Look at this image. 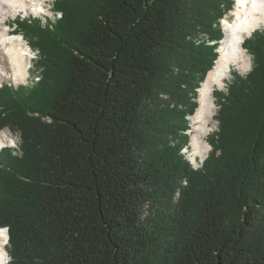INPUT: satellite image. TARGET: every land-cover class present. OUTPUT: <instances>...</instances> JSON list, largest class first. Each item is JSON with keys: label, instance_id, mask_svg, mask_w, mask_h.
I'll return each mask as SVG.
<instances>
[{"label": "trees", "instance_id": "1", "mask_svg": "<svg viewBox=\"0 0 264 264\" xmlns=\"http://www.w3.org/2000/svg\"><path fill=\"white\" fill-rule=\"evenodd\" d=\"M53 5L14 22L38 80L0 86V130L19 135L0 152L7 264H264V30L242 44L249 72L215 91L194 169L189 117L234 0Z\"/></svg>", "mask_w": 264, "mask_h": 264}, {"label": "bare ground", "instance_id": "2", "mask_svg": "<svg viewBox=\"0 0 264 264\" xmlns=\"http://www.w3.org/2000/svg\"><path fill=\"white\" fill-rule=\"evenodd\" d=\"M46 4V0H0V53L7 56L16 81H25L28 78L31 52L22 37L9 32L8 17L16 16L22 11L47 12ZM231 15L232 20L226 21L224 27L225 36L218 49L219 56L199 88L198 105L190 118L189 146L193 160L202 157L206 152L208 146L204 142V136L215 129V89L223 88L232 77V72L243 74L250 67V59L242 44L246 36L264 27V0H234ZM2 75H7V72L0 62V77ZM5 144L6 136H0V149ZM5 236L8 240L7 232L0 235V264H7L8 259Z\"/></svg>", "mask_w": 264, "mask_h": 264}, {"label": "rangeland", "instance_id": "3", "mask_svg": "<svg viewBox=\"0 0 264 264\" xmlns=\"http://www.w3.org/2000/svg\"><path fill=\"white\" fill-rule=\"evenodd\" d=\"M54 1L55 0H50L49 2H46L47 4L45 6V9L47 10V12H44L43 10H40L38 13H34V12H27L26 13V12L22 11V12L18 13L16 16H9L8 17L7 25H8L9 32L12 35H18V36H20V37H22L24 39L25 43L27 44V46H28V48H29V50L31 52L30 53L31 61L28 64V67H29V76H28V78L25 81H16V80H14V78L12 76L7 56L5 54H3V53H0V62L2 63L3 68L7 72V75H2L0 77V86L2 84H5V83H7L8 85H13V86L27 85L32 79H34L35 81L38 80L37 76H39V75L37 74V71L35 70V67H34V62L37 59V53L38 52L30 47L29 40L26 39V37H23V35L21 33L17 32V31H14V26H15L14 22H15L16 18H18V17H22L23 18V17L31 16L32 18L41 19L44 24L47 23L48 21H50V19H53V15H54V12H53L54 5H53V3H54ZM232 9H231V11H232ZM231 11H229V13L223 19H221V26H222L223 30H224L226 21H231L232 18H233V16L231 15ZM261 30H264L263 26L260 27V29L258 28V31H261ZM224 36H225V31H224ZM248 37H250V35L246 36L245 38H248ZM161 51H162V54H163L162 56L165 58L166 57V45L162 48ZM246 54L248 55V57L250 59V67H251V56L247 52H246ZM250 67L243 74H239L237 72L236 73L232 72V77L229 80H227V82L225 83L224 87L221 88V89L216 88L215 91H225L226 85L229 84L231 80H233L236 76H240V77L245 76L249 72ZM200 86H201V84H200ZM198 93H199V89H198ZM160 98L165 99L164 95H162V94H160ZM213 98H214V104H215V113H214V116H215L216 110H217L215 94H213ZM197 99H198V96H197ZM197 99H196V102H197ZM162 103H163V105H166V101H164ZM148 107L149 108H147L148 109L147 113H152L153 112V107L151 105H149ZM190 118H191V116L189 117V127H190V129L187 132L188 135H189V140H190V130H191ZM216 130H217V123L215 125V129L212 132H210L209 134L204 136V142L207 144L208 147H207L206 152L202 155V157H197L196 160L192 159L191 150H190V146H189L190 145L189 141H188L187 147H185L182 150V152L185 154L186 158L188 159L189 163L191 164V166L194 169L200 168V166L203 163L204 159L207 157L209 151L211 150V147H210V145H209L207 140ZM0 136H6L5 147L1 148L0 152L4 148H11L12 150H14V153H15L17 151V149H18V144H19L18 132H14L12 130H9V129L5 128V129L0 130ZM1 229H7V228H1ZM7 244H8V242H7ZM7 244H6V253H7V246H8ZM7 258H8L7 259V263H8V261H9L8 254H7Z\"/></svg>", "mask_w": 264, "mask_h": 264}, {"label": "snow or ice", "instance_id": "4", "mask_svg": "<svg viewBox=\"0 0 264 264\" xmlns=\"http://www.w3.org/2000/svg\"><path fill=\"white\" fill-rule=\"evenodd\" d=\"M6 232H7V229H0V235H3ZM4 239H5V242H7V236H5Z\"/></svg>", "mask_w": 264, "mask_h": 264}, {"label": "water", "instance_id": "5", "mask_svg": "<svg viewBox=\"0 0 264 264\" xmlns=\"http://www.w3.org/2000/svg\"><path fill=\"white\" fill-rule=\"evenodd\" d=\"M7 242H8V240H7Z\"/></svg>", "mask_w": 264, "mask_h": 264}]
</instances>
